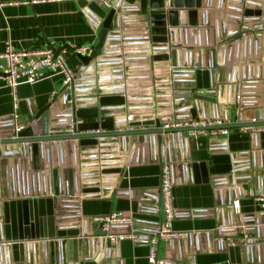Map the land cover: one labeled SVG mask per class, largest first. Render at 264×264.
Here are the masks:
<instances>
[{"label": "water", "instance_id": "water-1", "mask_svg": "<svg viewBox=\"0 0 264 264\" xmlns=\"http://www.w3.org/2000/svg\"><path fill=\"white\" fill-rule=\"evenodd\" d=\"M77 1L90 24L99 31L98 44L91 54L78 55L83 71L76 74L72 88L64 85L48 105L26 113L25 130L17 139H12V131L0 149V168L5 167L4 159L9 156L33 157L34 166L37 168L42 161L44 168L40 200L35 199V194H10L6 190L0 197L4 199L0 200V241L11 243L5 248L9 256L7 264H101L110 252L107 232L93 229L92 220L86 222L78 213V202L74 199L111 198L112 194L129 198L134 229L157 231L160 224H153L151 217L143 215L146 209L141 204L146 193L115 192L121 170L115 169L118 165L108 158L114 150L131 155L148 148L163 168L171 161L168 153L173 139L182 138L177 134L180 130H164L165 124L215 117L222 111L224 127L230 130L264 126V105L249 102L244 84L255 77L253 64L264 63V57L248 61L242 74L236 67L223 73L221 67V57L227 56L231 47L244 42L264 44V0H240L246 8L240 12L246 18L242 22L244 27L233 28L229 39L221 37L218 62L213 51L194 55L180 45L185 31L191 37L195 30L190 27L203 23L205 0ZM189 45L193 46V42ZM83 78L87 80L82 81ZM239 90L241 101L237 103ZM226 92L230 98L224 96ZM84 97L88 100H83ZM233 110L238 118L236 123L231 122ZM73 117L95 119L79 125L80 132L96 129L105 132L68 137L50 135L51 129L69 126ZM133 137L137 138L135 144L131 143ZM53 150L63 155L55 167L51 160ZM83 152L88 155V167L94 171L78 173L73 169L79 165ZM64 155H68L67 160ZM130 160L124 165H129ZM192 166L195 170L199 168L204 183L211 181L207 163ZM68 198L71 200L67 201ZM221 212L225 216L232 214V226L245 225L244 234L257 236L253 224L242 223V216L231 207ZM218 227H223V223ZM229 233L240 235L237 230ZM192 239L190 234L177 244L188 247ZM258 240L262 241L257 237L247 243ZM228 249L232 257H239L248 247ZM249 249L258 251L257 247Z\"/></svg>", "mask_w": 264, "mask_h": 264}, {"label": "crops", "instance_id": "crops-1", "mask_svg": "<svg viewBox=\"0 0 264 264\" xmlns=\"http://www.w3.org/2000/svg\"><path fill=\"white\" fill-rule=\"evenodd\" d=\"M205 6L203 23L198 27H190L195 30L191 37L185 31L180 38V45L197 55L213 51L218 62L221 37L229 39L233 28L241 30L244 27L242 22L246 18L240 12L246 8L240 0H205ZM98 32L86 18L77 0H0V54L6 50L9 42L16 50L45 48L50 43L57 46L90 45L95 48L99 42ZM190 42H193V46L189 45ZM229 43L233 45V39ZM260 56L264 57V44L258 46L253 42H244L231 47L227 56L219 57L223 61V73L236 67L239 69L238 73L242 74L248 61L259 60ZM225 58L227 62H224ZM66 60L76 74L82 73V62L78 55L70 52L66 55ZM253 65L255 77L244 83L247 85L248 99L249 102L264 105V63ZM85 80L87 79H82ZM63 86L59 76L34 85L19 86L17 97L21 102V121L26 124L25 114L34 108L48 105ZM224 96L230 98V93L226 92ZM83 100L88 98L84 97ZM13 101V92L0 74V139H7L13 131ZM232 113L231 122L236 123L238 118L235 110ZM216 114L214 118H225L222 111ZM94 121L95 119L86 122ZM136 141L135 137L131 139L132 144ZM173 142L168 153L174 184V205L177 210L173 229L177 232H191L193 239L189 242V248L177 244L183 240L162 242L158 251L159 258L166 259L167 264H264V246H257L258 251H252L248 247L239 257H232L228 248L231 246L230 240L235 236L229 233L235 230L232 227L233 218L232 214L225 216L221 212L230 208L233 200L239 198L242 203V223L253 224L251 227L254 229L256 226V237L261 238L264 243V212L254 206L253 200L243 190L239 193L232 189L234 185L244 188L264 187V132L256 137L242 129H233L225 140L202 134L190 138L184 135L182 138L173 139ZM114 151L108 158L111 159L110 163L118 165L115 169L121 170L120 177L116 180L115 192H143L146 197L141 205L145 209L159 206L162 166L155 160L153 151L144 148L131 155ZM64 156L67 160L68 155ZM62 158L59 151H52L54 167L57 166L55 164L59 166ZM79 159V165L73 169H77L78 173L94 171V168L88 167V155L83 152ZM127 159H131V163L124 165ZM4 160L5 167L0 168V197L4 196L6 190L10 194H35V199L40 200V183L44 172L42 161L36 168L33 157L9 156ZM203 162L207 163L211 180L209 183H204L199 168L195 170L192 166ZM233 171L236 175L232 177ZM112 195L111 198H79L74 199V202H78V213L86 222L112 212L132 214L131 199ZM0 200L4 201L3 198ZM151 221L157 224L153 218ZM221 223L223 227L219 228ZM91 226L93 229L97 228L93 223ZM237 228L240 229L239 236H243V229ZM114 232H135L138 238L127 239L117 245L108 241L110 252L101 264H149L151 246L148 233L134 228H115ZM6 251L5 248L0 249V264L9 263Z\"/></svg>", "mask_w": 264, "mask_h": 264}, {"label": "built area", "instance_id": "built-area-1", "mask_svg": "<svg viewBox=\"0 0 264 264\" xmlns=\"http://www.w3.org/2000/svg\"><path fill=\"white\" fill-rule=\"evenodd\" d=\"M94 50L93 46H72L70 44L56 45L50 43L45 48H32L30 50H16L9 42L6 50L0 54V74L4 78L7 86L13 92V136L12 139H17L19 133L25 130L26 125L21 121L20 107L21 102L17 97V89L23 84L34 85L48 78L59 76L62 78L64 85H69L71 88L75 82V71L69 66L66 55L73 52L76 55H89ZM124 62V61H121ZM124 65V64H123ZM125 67V65L123 66ZM125 78V75L123 76ZM125 86V83H123ZM237 103L241 101V91L237 93ZM131 117L129 116L128 119ZM83 119L73 117L71 123L67 127L54 128L50 130L51 136L68 137L79 134H102L105 131L96 129L91 131H78V126L85 124ZM226 122L223 118L214 117H195L190 119L174 121L172 124L163 125L164 130H180L178 135H187L190 137H197L199 135H208L210 138L227 139L231 130L225 128ZM181 130H188L182 132ZM242 130L250 133L252 136L260 135L264 132V126L253 128H242ZM4 145V139H0V149ZM232 177L236 172L231 173ZM173 177L171 165L165 163L162 168V183L160 187L159 206H151L143 215L154 219L157 224L156 232L148 233V238L151 246L149 255V264H167L166 259L159 258L158 251L162 242H171L184 240L188 238L191 232H177L173 229V223L177 218V210L174 205L173 194ZM236 192H245L246 196L251 198L254 206L264 212V189L262 188H244L240 185L232 186ZM231 209L235 214L241 215L242 203L241 200L235 199L232 202ZM158 219V220H157ZM93 225L97 228L107 232V240L112 245H117L124 240H137L138 235L135 232L130 234L115 233V228L132 229L135 226V218L133 214H126L124 212H112L107 215H101L92 218ZM233 229L240 231L237 227L232 226ZM259 227V226H258ZM153 228V227H152ZM245 229L243 225L239 227ZM255 229L258 228L255 226ZM136 230V229H135ZM257 238L255 235H246L232 238L230 240L231 246H247L249 248L264 246L261 240L247 243L248 240ZM11 245L5 240L0 241V248H7Z\"/></svg>", "mask_w": 264, "mask_h": 264}]
</instances>
